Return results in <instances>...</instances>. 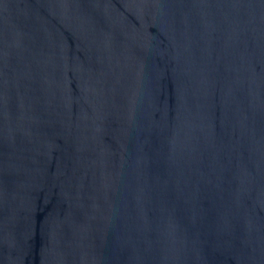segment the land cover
I'll use <instances>...</instances> for the list:
<instances>
[{"label":"water","instance_id":"1","mask_svg":"<svg viewBox=\"0 0 264 264\" xmlns=\"http://www.w3.org/2000/svg\"><path fill=\"white\" fill-rule=\"evenodd\" d=\"M0 264H264V0H0Z\"/></svg>","mask_w":264,"mask_h":264}]
</instances>
